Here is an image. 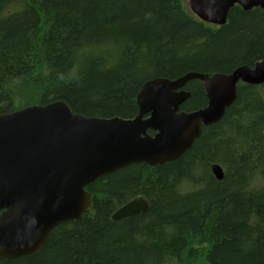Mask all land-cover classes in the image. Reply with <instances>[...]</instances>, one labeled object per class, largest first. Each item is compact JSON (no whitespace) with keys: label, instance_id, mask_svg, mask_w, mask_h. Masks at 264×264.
<instances>
[{"label":"trees","instance_id":"16d2710c","mask_svg":"<svg viewBox=\"0 0 264 264\" xmlns=\"http://www.w3.org/2000/svg\"><path fill=\"white\" fill-rule=\"evenodd\" d=\"M263 58L260 8L234 6L216 27L187 0H0V114L61 101L82 116L131 119L147 81ZM185 90L180 111L206 105L202 83ZM85 190L86 214L52 228L34 255L0 264H264V83H239L177 160L130 164ZM136 196L148 210L111 221Z\"/></svg>","mask_w":264,"mask_h":264},{"label":"water","instance_id":"95a60500","mask_svg":"<svg viewBox=\"0 0 264 264\" xmlns=\"http://www.w3.org/2000/svg\"><path fill=\"white\" fill-rule=\"evenodd\" d=\"M200 21L224 26L229 11L264 10V0H187ZM200 80L206 105L179 111L190 98L183 90ZM239 83H264V58L212 76L196 72L175 79L156 78L136 94L137 115L86 117L61 101L0 114V259L32 256L52 228L80 219L91 207L85 187L130 164L163 165L191 148L202 127L217 123L236 98ZM152 132V135H149ZM216 180L223 170L211 164ZM137 196L114 211L113 222L145 213ZM207 264V263H201Z\"/></svg>","mask_w":264,"mask_h":264},{"label":"bare ground","instance_id":"6f19581e","mask_svg":"<svg viewBox=\"0 0 264 264\" xmlns=\"http://www.w3.org/2000/svg\"><path fill=\"white\" fill-rule=\"evenodd\" d=\"M200 74H201V73H200ZM206 75H208V74H206ZM213 75H214V74H213ZM208 76H212V75H208ZM193 81H199L200 83H202L200 80H193ZM202 86H203V83H202ZM200 133H201V132H200ZM199 136H200V135H199ZM195 140H196V139H195ZM195 140H194V141H195ZM183 154H184V153H183ZM181 156H182V155H181ZM181 156H180V157H181Z\"/></svg>","mask_w":264,"mask_h":264}]
</instances>
